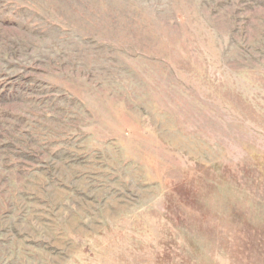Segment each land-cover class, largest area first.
<instances>
[{
    "label": "rangeland",
    "instance_id": "374dc122",
    "mask_svg": "<svg viewBox=\"0 0 264 264\" xmlns=\"http://www.w3.org/2000/svg\"><path fill=\"white\" fill-rule=\"evenodd\" d=\"M0 264H264V0H0Z\"/></svg>",
    "mask_w": 264,
    "mask_h": 264
}]
</instances>
